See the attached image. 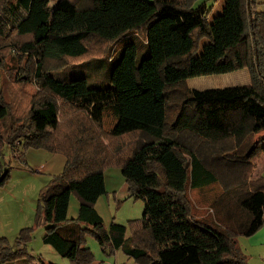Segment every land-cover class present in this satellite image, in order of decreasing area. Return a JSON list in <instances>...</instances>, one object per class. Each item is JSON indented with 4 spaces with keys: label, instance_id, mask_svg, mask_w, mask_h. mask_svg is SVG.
<instances>
[{
    "label": "trees",
    "instance_id": "1",
    "mask_svg": "<svg viewBox=\"0 0 264 264\" xmlns=\"http://www.w3.org/2000/svg\"><path fill=\"white\" fill-rule=\"evenodd\" d=\"M258 3L225 0L210 17L213 6L197 0H0V150L65 155L37 222L71 264L94 263L88 235L133 264H250L238 240L264 226V175L254 173L264 153ZM82 65L95 77L77 74ZM240 69L249 84H186ZM107 115L117 119L110 130ZM110 165L144 201L141 219L105 225L96 203ZM214 186L210 211L196 212L190 193ZM73 195L79 212L69 219ZM34 231L0 237V264H46L28 249Z\"/></svg>",
    "mask_w": 264,
    "mask_h": 264
},
{
    "label": "rangeland",
    "instance_id": "2",
    "mask_svg": "<svg viewBox=\"0 0 264 264\" xmlns=\"http://www.w3.org/2000/svg\"><path fill=\"white\" fill-rule=\"evenodd\" d=\"M205 1L208 8L214 6L210 17L222 12L225 0H197L196 5ZM258 2V10H264V0H258ZM11 61L7 59L6 64ZM86 66L88 65L79 67L80 71L77 74L95 77L92 69ZM3 76L6 82L7 76L5 74ZM249 83L250 75L247 69L225 74L192 77L186 82L188 87L198 90L247 85ZM116 121L115 117L107 115L104 121L105 129L110 130ZM2 136H5V131H2ZM2 148L0 150V165L4 166V171L9 169L10 173L3 184H0V237H7L11 242H14L22 228L35 227L33 237L28 244L30 252L33 255L41 256L46 264H71L68 258L60 255L51 245L43 241L45 226L37 222L40 193L44 186L49 185L54 177L64 170L65 155L49 151L46 148L29 147L23 149L19 147L15 153L7 144H4ZM255 167H257L256 163ZM257 172V170L254 171L256 175ZM104 173L108 193L99 197L96 209L104 219L105 225L109 226L113 221L117 222V217L119 220L124 219L125 225L129 224L131 220L141 219L144 214L145 203L142 199L129 197L121 167L110 165L105 168ZM220 192L221 188L216 186L206 191H192L190 196L194 202L195 211L201 214L208 213L212 200ZM119 200H123V204L118 203ZM79 204V199L73 195L68 211L69 219L78 217ZM86 239V245L94 253L93 264H133L132 261H128L127 256L121 250L113 254L107 253L95 237L88 235Z\"/></svg>",
    "mask_w": 264,
    "mask_h": 264
},
{
    "label": "crops",
    "instance_id": "3",
    "mask_svg": "<svg viewBox=\"0 0 264 264\" xmlns=\"http://www.w3.org/2000/svg\"><path fill=\"white\" fill-rule=\"evenodd\" d=\"M245 79L247 80L246 77ZM256 165V170L264 175V153L258 157ZM115 192L117 193V191ZM118 203L123 204V200H119ZM116 223L124 224L125 220H119L117 217ZM238 241L241 249L248 255L250 264H264V226L252 236L240 237ZM33 262L36 263L37 261L33 259Z\"/></svg>",
    "mask_w": 264,
    "mask_h": 264
},
{
    "label": "water",
    "instance_id": "4",
    "mask_svg": "<svg viewBox=\"0 0 264 264\" xmlns=\"http://www.w3.org/2000/svg\"><path fill=\"white\" fill-rule=\"evenodd\" d=\"M6 175H7V169L1 174L0 182H2L6 178Z\"/></svg>",
    "mask_w": 264,
    "mask_h": 264
}]
</instances>
